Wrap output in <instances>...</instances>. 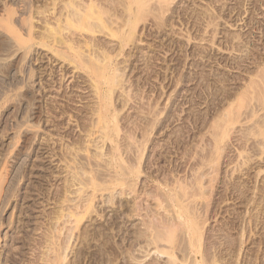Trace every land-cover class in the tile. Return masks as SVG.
Instances as JSON below:
<instances>
[{
  "label": "rangeland",
  "instance_id": "374dc122",
  "mask_svg": "<svg viewBox=\"0 0 264 264\" xmlns=\"http://www.w3.org/2000/svg\"><path fill=\"white\" fill-rule=\"evenodd\" d=\"M195 1L193 4L187 0L184 5L195 6L194 9L200 11L210 2ZM218 1L211 6L215 11L213 14L219 15L213 16L216 19L213 23L219 25L215 27V33L216 29L218 32L213 40L216 46L210 48L206 44L212 34V31L209 33L204 29L206 20L201 21L204 27L200 25L197 33L191 19L187 20L189 22L183 19L184 26L174 17V21L177 20L174 22L175 37L177 41H183L187 30L193 37L205 38L209 34L203 46L207 52L211 51V55H218L216 61L217 58L221 62L226 57L230 59L228 67L225 63L213 61L211 69L215 80L210 83L215 84L208 89L207 82L201 77L212 74L209 72L210 64H206L209 62L202 61L206 69L203 65H192L186 70L195 80L180 90L178 99L168 100L174 90L172 78L163 94L161 81L154 79L142 84L140 90L143 93L138 96L141 98H135L137 100L128 102L126 106H123L121 90L116 88L112 98L115 106L111 105L110 109L120 110L121 140L118 138L120 147L125 150V158L134 157L135 141L143 136V129L138 127L143 128L142 123L145 126L143 117L147 114L145 108L149 101L150 106L157 102L163 115L168 102L172 101L173 107L170 108L171 117L163 122L165 127L159 131L160 134L151 135L157 140L151 145L147 143L148 149L142 158L146 163L141 164L144 177L140 175L133 183H118L120 186L114 182L109 183L112 185L106 183L108 187H105L104 176L115 168L108 163L110 142L102 141L98 134L89 139L86 137L96 119L95 90L89 82L86 85L80 83L77 77L83 72L73 69L72 64L68 66L66 58H59L49 48L41 46L49 41L44 39L47 38L43 35L45 24L41 20L51 16L47 12L44 16L40 13L42 9H50L44 4L47 0H0V169L5 168L0 172V264H51L52 261L53 264H196L184 230L187 229L186 214L180 211L185 218L182 226L174 216L179 206L186 208L189 217L192 215L197 222L201 233L198 258L203 264H264V82L260 79L264 78V0ZM29 25H32V37L27 35ZM228 34L242 36L244 42H249L244 53L228 48L224 41ZM171 50L176 53L175 49ZM187 50L191 52L194 48L190 50L188 47ZM238 60L242 63L239 64ZM63 73L65 78L61 80ZM251 79H256L257 83H249ZM100 84L103 85L102 81ZM102 88L106 90L105 85ZM224 91L229 93L231 100L225 99ZM242 95L246 97L242 99ZM151 101L154 102L151 104ZM230 106V131L227 130L225 139L219 143L221 147L218 145L217 153L212 138L215 135L217 140L220 139L227 120L222 115L224 107ZM142 108L144 113L141 114ZM252 112L257 116H252ZM141 119L143 121L139 122ZM130 147L134 151H129ZM127 149L129 153H126ZM242 150L248 153L249 159L238 157ZM81 160L86 168L93 170L98 167L93 173L96 172L98 179L95 182L99 183H94H102V189L100 186L96 188L92 207L84 214L81 204L93 191L88 181H84L89 171L81 167L86 176L83 174L82 180L71 178L73 173H80ZM208 164L214 165V169H209ZM241 164H244L242 172L233 173V169ZM77 177L79 179L80 176ZM196 179L198 182L201 180V184L196 183ZM79 181L87 183L86 187L81 189ZM79 188L81 190L77 191ZM170 188L173 192H168ZM160 192L165 194L164 197ZM168 194L175 198L174 202L168 200ZM178 194L181 198L177 197ZM78 202L79 205L76 204ZM75 204L80 208L77 209ZM68 207L71 212L83 215L77 226L73 223L74 218L65 219ZM57 254H61V260H64L61 261L60 257L55 260Z\"/></svg>",
  "mask_w": 264,
  "mask_h": 264
},
{
  "label": "bare ground",
  "instance_id": "6f19581e",
  "mask_svg": "<svg viewBox=\"0 0 264 264\" xmlns=\"http://www.w3.org/2000/svg\"><path fill=\"white\" fill-rule=\"evenodd\" d=\"M186 1L187 0H178V1L177 0H47V3L44 2V4H46L45 6L47 8L50 7V9L44 10V9H42L43 7L40 6V7H42L41 9L43 10V12H40V13H43V16H44L46 14L45 12H47V15L49 14V17L51 16L49 19L53 20V22H51L49 19H47L48 16H45V20L44 19L41 20V22H43V24H45L44 25L45 27L43 28L45 33L43 32V35L45 34L47 38H44V39H45V41L49 40L48 42H43L44 43L43 45L41 44L42 43L41 42L40 43L41 46L49 48L54 53V55L59 56V58L60 57L63 59L66 58L68 60V66H69V64L70 65L72 64V68L74 65L73 69L77 70L78 72L79 71L83 72L82 75L80 74L77 77L80 79V81H81L80 83L81 84L82 83L88 84V82H89L90 85L95 90V92H93L94 93L93 95L94 96L96 95L94 97V99H96L95 104L97 105V108L95 107L96 109L94 111L96 119H95V121L93 120L94 122H92V124H91V130L88 129V133L86 134V137L89 139V137H92L94 134H98V135H100V139H102V141L108 140L110 142L109 143L110 144V151H108L109 152L108 155H109L110 159L109 160L107 159V160H108V163H110V166L111 165L115 166V168L113 167L112 171H110V170L107 171V168H106L107 174L105 173L106 175L105 174H104L105 176L103 175L106 180L103 182V185L106 183H108V185H112L113 182L116 183V185L118 183L120 185L125 184V183L127 184V181H131V183L136 182L139 179L140 175H142V173L145 172V171L143 172L144 168H142L143 165L141 166V164L143 163L142 158L144 156V152L148 149V147L146 148L147 143L149 145H151L153 143V141L156 138L152 137V136H158L160 134L159 131H161L165 127L163 125V122L165 121V119L168 118L167 119V121H168L171 117L170 108L172 106V101L168 102L169 103V104H167L168 107L166 105L167 108L165 109L166 112L164 115H163V112L161 113L158 110V103L157 102L155 103L153 101L154 102V105H153L152 104L153 102L151 101L152 105L150 106V101H149L147 108H145V110L147 111L146 116L147 115L148 116H147V118H146V116L143 117V118H145V121H144L145 126H144V123H142L143 125L142 124L141 125L143 126V128L138 127L141 130L143 129L144 133H142L143 136L141 135L142 136L141 140L135 141L136 146H134L135 147L134 150H135L136 155L134 153V157L131 156V157L125 158L124 157L125 150H123V148H121L119 145L120 144L119 141L121 140V137H119V135H121V134H119L120 129H121L120 128L121 126H119V123H120V125L122 123L121 121L119 122V120H118V116H119L118 114H120L119 113L120 110L118 109L119 111H117L116 110L117 108H115V109L113 108L114 110L110 109V107L112 105V101H114V100H112V98L115 94V91H116L115 89L118 88L119 89L118 91L121 90L120 94H123V98H124V101H123L124 105L123 106H126V105H128V102L130 103V101H133L135 98H141L138 96H140V93L142 92L140 90L142 87V84L147 83L148 81H152L154 79L158 80L159 82L161 81V94H163L164 91L169 87V81L171 80L170 78H172L171 87H173L174 90L172 92L173 95H170L168 100H170L171 98L176 99V97L178 99L180 96V94H178V93L181 92L180 90L182 88L186 87L185 86L186 84L192 83L195 80V78L189 76L186 69H189V67H192V65H194V66L199 65L200 67H201V65H203L202 67L206 69V67H205L206 64H210V65H208V66H210L209 72H212L211 64L213 63V61L214 62L216 61V55L217 54L215 55L212 53V55H211V53H210L211 51L207 52L208 49L203 46V42H205V40H206L205 38H207L209 36V34L205 38H204V36L196 37L197 36L196 34H195L196 36L193 37V36H191L190 31L187 30V35H184V40L183 41H181V40L177 41L178 38L175 37L176 30L174 29V22H176L177 20L174 21L173 18L176 17L177 19H179L183 25H184L183 19L186 21L191 19L192 20L191 24H193L192 27L195 28L196 31H198L197 33H199V30H198L199 26L200 25L203 26V23H201V21L206 20V21H204L205 22L204 26H206L204 29H208L210 31V32L208 31L209 33H211V31H212V34H213V33H215V27L216 26L218 27L219 25L218 24L215 25V23H213V20L214 21L216 20L215 17L213 19V16L218 15V14H213V12H215V11H212L213 8L211 6H212V4L217 3L219 1L218 0H210L208 5L205 4L206 7L202 6V8H201L202 10H200V11H196V9H194L195 6L193 8H191L189 6L186 7L187 5H184ZM190 2L193 3L196 1L190 0ZM180 3L182 5V7L180 6ZM195 5H197V4L195 3ZM223 5H222V7H223ZM46 7H44V8H46ZM214 8H215V6H214ZM197 9H200V8L197 7ZM42 10H40V11H42ZM48 10H51L50 13L48 12ZM221 10H222V8H221ZM36 11H38V9ZM40 13L37 12V14H40ZM217 18H219V20H220V17H217ZM187 22H189V21H187ZM229 27L231 28L230 25H229ZM27 31H28L27 35L29 37H32V35H33L32 25H29V30H27ZM42 31L39 34H41ZM203 32L206 33V35H207L206 30H204ZM217 32L218 31L216 29L215 35L210 34L209 39L206 40V42H207L206 44H209L210 48H211V46H213L215 44L213 40H215L214 38L216 37ZM45 35H44V37H45ZM211 35L213 37H211ZM225 36H224L225 37L224 41L228 45V48H231L233 51H236V52L239 51V52L244 53V49L249 42H244L245 40H243L242 36H236L235 37V36H231L229 34H228V36L227 35H225ZM34 38H36V37H34ZM175 38H176V40H175ZM44 39H42V40H44ZM214 46H216V45H214ZM188 47H190V50L193 47L194 50H192L190 52L189 50H187ZM171 49H175L176 53H172L173 51ZM170 51L172 54H169ZM228 52L231 53V50L229 49ZM245 53H246V51H245ZM252 55H253V53H252ZM257 55H258V53H257ZM169 56H171V58ZM214 57H215V59H214ZM259 58H261V57H259ZM236 59L237 58H235V61H236ZM220 60H222V59L220 58ZM223 60L225 62L224 61L221 62L217 58V61L219 64H220V62L225 63L224 65L228 67V63L230 62V59H228L226 57ZM255 60H257V59H255ZM262 60H263V58H262ZM200 61L201 62L204 61L205 63L209 62V63L204 64V62H202L203 64H201ZM243 61H244V59H243ZM238 62L240 64L241 61L238 60ZM238 62H236V63L238 64ZM260 62L262 63V61H260ZM192 63H195V64H192ZM254 63H256V62H254ZM219 64H217V66ZM194 66H193V68L195 69ZM199 66H196V67H198L200 69ZM261 68H263V67H261ZM259 72H261V71H259ZM77 73H75V74H77ZM252 73H253V71H252ZM170 75H172V76L170 77ZM207 75L206 76L203 75L204 77H201V78L203 79V81L207 82V84H206L207 86L206 85H204V86L208 87V89H209L212 86V84L214 83V82L210 83V81L212 82V79H213L212 77H215V74H214V72H212V74H209L208 78H206ZM259 75H260V73H259ZM60 78H61V80H64L65 73L60 75ZM73 78H75V80H76L75 75L73 76ZM260 79H261V81L263 80V82H264V78L263 79L260 78ZM208 80H209V82H208ZM213 80H215V78ZM255 80H253V81H255ZM101 81L103 84L102 86L100 84ZM253 81L251 79V81L249 83H252ZM226 82H228V81L226 80ZM258 84L260 85V83H258ZM104 85L106 87V90L104 88H102ZM256 85H255V87H257ZM249 86H250V84H249ZM251 86L254 87L253 85H251ZM246 87L248 88V86H246ZM87 88H88V86H87ZM259 89L260 88L258 87V90ZM255 91H254V94L256 93ZM260 91H263V90H260ZM246 92H248V89ZM142 93H141V95H142ZM223 94H224L225 99L230 98L229 93L225 92ZM262 94H263V92H262ZM210 95H211V93H210ZM119 96L120 95H118L117 98H119ZM230 96H232V95L230 94ZM244 96L245 95H242V99ZM261 97H263V96H261ZM237 99H239V98L237 97ZM107 100L109 101V103L107 102ZM135 100H137V99H135ZM229 100H231V99H229ZM93 101H95V100H93ZM237 102H238V100H237ZM134 104H135V102H134ZM226 105L227 104H225V106ZM112 106H115V105H112ZM242 107H244V106H242ZM224 108L226 110L224 109V113L222 115L224 117H226L227 120L225 121V124H223L224 126L222 129L221 137L219 140H217L215 135H213V138H212L214 141L215 150L217 153L219 152L217 150L220 149V148H218V145H220L219 143L221 142V140L227 135V133H228L227 130L229 129L228 124L230 123L228 118L230 117V114H231V112H230L231 106L229 108H226V107H224ZM142 110H144V108L141 109V114L144 113ZM88 112H90V110H88ZM254 113L255 112H252V116L256 117L257 115ZM240 114H241V112H240ZM238 115H239V113H238ZM168 116H170V117H168ZM88 117H90V116H88ZM91 117H92V115H91ZM224 117H222V120ZM236 117L234 116V118H236ZM220 118L221 117H219V119ZM142 121H143V119H141V121H139V122H142ZM135 123H137V122H135ZM210 126H212V125H210ZM86 130H87V128H86ZM134 130H135V128H134ZM81 131H82V129H81ZM228 131H230V130H228ZM121 132H123V131H121ZM260 134H262V133H260ZM95 137H96V135H95ZM118 137L120 138V140ZM133 139H134V137H133ZM133 139H131V140H133ZM263 139H264V136H263ZM96 142H95V144H96ZM135 142H134V144H135ZM98 143H100V142H98ZM77 144H78V142H77ZM95 144H94V146H95ZM91 145H92V143H91ZM131 145H132V143H131ZM75 146H76V144H75ZM87 146H88V143H87ZM219 147H221V145ZM262 147L264 149V144L262 145ZM130 148H128L129 151L133 150L132 147H130ZM83 149H85V148H83ZM101 149H103V148H101ZM128 149L126 150V153H129ZM215 150L213 152H215ZM95 154H98V153H95ZM145 154H147V153H145ZM101 155H102V153H101ZM212 155H214V154H212ZM129 156H130V154H129ZM65 157H63V159ZM145 157H146V155H145ZM238 157L243 158V159H246V157H248L247 159H249L248 153L247 152L245 153V151H243V150L238 153ZM83 160H81V166L80 167L78 166L79 167L78 169H80L82 167V168H85L84 170L89 171V172L85 171L86 174L89 173V175L87 177H84V178H86V179H84V181H88V184L91 186V188L93 187V189H92L93 191L91 192L92 193L91 195H89L85 199H83V202L81 204V205H83L81 207V208H83L82 214H84L87 210H89L92 207L93 199L95 198V194L97 193L96 190H98L96 188H98L99 186L101 188V184H102L101 182L103 181L102 180L100 182L101 184L96 185L99 183V181L95 182V180L98 179V176L96 175V172H94L95 173L94 174L93 171L96 170L98 167L96 166V169H94L92 167L93 170L90 167L86 168V166L84 167V165L82 164ZM85 160H87V159H85ZM89 161H91V160H88V162ZM93 162H95V161H93ZM124 162L126 163V165H123ZM73 163H74V161H73ZM144 163H146V162L144 161ZM209 164H211V163H209ZM209 164L206 166H209L210 167L209 169H214V165L210 166ZM213 164H215V163L213 162ZM244 164L246 166V163H244ZM244 164H241V166H236L235 169H233V173L242 172L241 169H243L242 167L244 166ZM89 165H91V164H89ZM68 166H67V168H68ZM73 166H76V165H73ZM92 166L95 167V164H93ZM110 166H107V167H110ZM206 166L204 165V167H206ZM215 166H216V164H215ZM3 169H5L4 166L2 167V169H0V172ZM69 169H71V166ZM99 169H100V166H99ZM82 171H83V169H80V173H82ZM211 171H213V170H211ZM80 173L79 172L73 173V176H71V173H70L69 176H71V178L74 177L75 180H82V175L83 174L85 175V173H82V174H80ZM209 173H212V172H209ZM77 175L80 176L79 179H78ZM98 175H100V174H98ZM100 176H102V175H100ZM146 176L148 178L150 177L148 174H146ZM201 176H203V174ZM212 177H213V175H212ZM101 179H103V178H101ZM211 180H213V179H211ZM84 181L83 182L79 181L80 183L78 182L80 185V188L86 187L87 183L85 184ZM200 181L198 182V180L196 179V183L201 184ZM66 182H69V181H66ZM191 182H193V180ZM109 183H112V184H109ZM211 183H212V181H211ZM74 184H77V183H74ZM106 186H107V184L105 185V187ZM193 187H194V185H193ZM80 188L77 191H80L82 189V188L81 189ZM191 188H190V190H191ZM172 189H173V187H172ZM172 189L168 190V192L172 191ZM256 189H258V188H256ZM64 190H66V189H64ZM84 190H85V188H84ZM100 191H102V190H99L98 192H100ZM161 191H162V189H161ZM179 191H180V188H179ZM179 191H177V193ZM0 192H1V190H0ZM174 192H176V191H174ZM83 194H85V192ZM161 194H163V193H161ZM164 195L165 194H163L162 196L164 197ZM179 195L180 194H178L177 197ZM193 195H195L194 192H193ZM166 196H167V194H166ZM191 196H192V194H191ZM78 197L82 198L79 195H78ZM168 197H169V199L167 198L168 200L174 202L175 198L173 196H169V194H168ZM179 197L181 198V196H179ZM66 200L67 199H65V201ZM66 202H68V201H66ZM70 202H71V200H70ZM177 202H178V199H177ZM79 203L80 202H78L76 204L79 205ZM76 204H75V206H76ZM73 208L74 207L72 206L71 210ZM76 208L79 209L80 207L76 206ZM76 208H75V210H77ZM185 210H186V208L179 206V209L176 212L174 211L175 212L174 216L178 222V225L182 226V222H183V224H185L184 223L185 218L181 214L180 211L185 212L187 229H184V230L186 231L185 233L188 235L187 238H189L188 242H190V246L192 248L191 249L192 254H194V258L196 257L195 263L196 264H203L202 259L198 258L199 253H200V247H201L200 246L201 233L199 231V227L197 225L196 220L194 221V219L192 218L193 217L192 215L190 218L189 217L190 215H188L187 211H185ZM66 211H67V214L65 215V219L66 218L70 219L71 217L74 218L73 223H75L77 226L79 224L81 218H83V215H81V213H79V212L75 213L76 211L71 212L70 208ZM188 212H189V210H188ZM190 213L191 212H189V214ZM195 216H196V214H195ZM69 221H71V220H69ZM69 221H67V222H69ZM180 229H182V228L180 227ZM49 237H51V236L49 235ZM49 237H48V239H49ZM169 237H172L171 234ZM48 248H50V247H48ZM51 249H52V247H51ZM46 253H48V252H46ZM52 253H54V252H52ZM167 256L169 258H173L172 255H167ZM200 256H201V254H200ZM59 257L61 260V257H62L61 254H60V256H59V254H57L55 257V260H57V259L59 260ZM63 260H61V261H63ZM50 263H51V261H50ZM51 264H53V261Z\"/></svg>",
  "mask_w": 264,
  "mask_h": 264
}]
</instances>
